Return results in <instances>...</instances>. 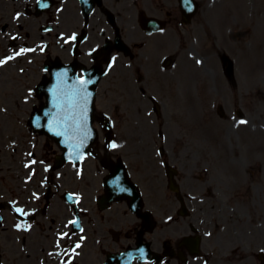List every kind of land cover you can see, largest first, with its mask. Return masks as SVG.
<instances>
[{
    "label": "flooded vegetation",
    "instance_id": "flooded-vegetation-1",
    "mask_svg": "<svg viewBox=\"0 0 264 264\" xmlns=\"http://www.w3.org/2000/svg\"><path fill=\"white\" fill-rule=\"evenodd\" d=\"M181 6L0 0V264H264V178L183 127L198 82ZM61 61L97 80L100 127L64 172L27 124Z\"/></svg>",
    "mask_w": 264,
    "mask_h": 264
},
{
    "label": "rangeland",
    "instance_id": "rangeland-1",
    "mask_svg": "<svg viewBox=\"0 0 264 264\" xmlns=\"http://www.w3.org/2000/svg\"><path fill=\"white\" fill-rule=\"evenodd\" d=\"M231 4H238L236 13L247 12L257 15L258 30L256 29V37H254V51L252 60L248 62L246 58L240 56L241 64L240 70H238V80L240 82L239 90L227 89L225 80L218 74L217 82L222 86L221 95L227 96V94L234 93L236 96L247 97L250 96V92H253L254 98H261L264 100V0H228ZM242 5L245 8L242 10ZM254 8V9H253ZM209 10V18H210ZM249 16V14H247ZM260 20V21H259ZM220 21V18L218 19ZM248 62V63H247ZM222 82V83H221ZM231 96V95H230ZM233 96V95H232ZM262 108V106H260ZM263 109H260L262 116Z\"/></svg>",
    "mask_w": 264,
    "mask_h": 264
},
{
    "label": "snow or ice",
    "instance_id": "snow-or-ice-1",
    "mask_svg": "<svg viewBox=\"0 0 264 264\" xmlns=\"http://www.w3.org/2000/svg\"><path fill=\"white\" fill-rule=\"evenodd\" d=\"M81 83H83V81H81ZM241 122L243 123V121H241ZM110 147H112V148H116L117 145H116V144H112V145H110Z\"/></svg>",
    "mask_w": 264,
    "mask_h": 264
},
{
    "label": "water",
    "instance_id": "water-1",
    "mask_svg": "<svg viewBox=\"0 0 264 264\" xmlns=\"http://www.w3.org/2000/svg\"><path fill=\"white\" fill-rule=\"evenodd\" d=\"M76 149H74V151H75Z\"/></svg>",
    "mask_w": 264,
    "mask_h": 264
}]
</instances>
